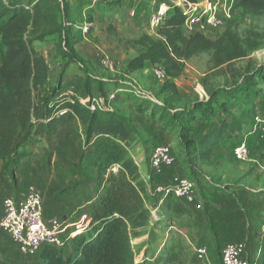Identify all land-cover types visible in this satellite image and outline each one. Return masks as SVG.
I'll return each mask as SVG.
<instances>
[{"label": "rangeland", "instance_id": "1", "mask_svg": "<svg viewBox=\"0 0 264 264\" xmlns=\"http://www.w3.org/2000/svg\"><path fill=\"white\" fill-rule=\"evenodd\" d=\"M63 1L68 3L65 27L85 70L64 58L59 26L43 19L29 27L31 46L48 64L56 86L53 116L62 122L53 136L40 137L21 152L14 176L0 161V220L6 196L22 199L35 187L46 219L58 215L79 222L101 191L88 160L96 136L87 141L80 120L64 115L66 102L80 96L76 87L87 72L106 89L108 100L100 99L99 105L126 115L137 129L127 151L147 181L152 221L133 238L135 264H223L222 251L234 242L246 244L244 258L250 264H264V9L245 7L243 0ZM161 6L167 15L154 26L151 18ZM191 9L195 12L185 14ZM173 10L177 17L187 16V33L201 31L216 44L185 57L152 59V46L167 45L159 31ZM214 15L217 24L208 25ZM2 50L0 36V58ZM219 130L224 132L221 139L211 147L202 144ZM241 140L250 147L243 159L234 155ZM160 144L170 146L176 162L157 173L150 149ZM178 176L195 184L190 214H175L155 192L157 185L172 184ZM215 210L230 216L220 237L207 229L208 215ZM94 233L91 229L85 237ZM81 237L61 247L66 257ZM200 248L207 253L201 256ZM0 258L6 264H42L39 253L22 255L1 227Z\"/></svg>", "mask_w": 264, "mask_h": 264}, {"label": "trees", "instance_id": "2", "mask_svg": "<svg viewBox=\"0 0 264 264\" xmlns=\"http://www.w3.org/2000/svg\"><path fill=\"white\" fill-rule=\"evenodd\" d=\"M241 3L248 8L264 9V0H243ZM67 14L68 3L63 0H12L10 4L0 0V36L6 48L1 51L0 58V161L13 176L21 152L35 145L40 137L53 136L56 125L62 122V117L53 116L54 105L51 104L57 95L56 86L51 84L48 64L31 46L33 37L27 36L29 27L38 26L43 19L59 26L65 47L64 58L85 70L70 39V31L65 27ZM168 15L170 17L159 31L167 45L152 46V59L171 54L185 57L207 51L216 44L201 31L187 33L185 14L177 17V10H173ZM76 90L81 97L73 95L66 102L64 115L80 120L87 141L96 136L88 160L96 170L98 186L102 189L89 202L90 226L77 234L83 237L73 254L66 257L68 253L65 255L61 247L45 245L38 252L40 259L42 264H135L133 238L152 221V212L146 205L147 181L140 177L139 165L127 151L137 134L136 126L126 115L97 104L102 98L108 100L102 81L86 72ZM214 94L210 91L211 100ZM81 98L90 100L83 104ZM223 134L222 130L214 131L202 144L211 147ZM157 146H152L150 151ZM172 197L178 201H173ZM165 199L175 214L191 213L190 204L184 199L174 195ZM229 218V214L215 210L214 214L208 215L207 229L220 237L227 231ZM91 229L95 230L94 235L85 237ZM261 248L260 260L263 262L264 243ZM0 264L6 263L0 258Z\"/></svg>", "mask_w": 264, "mask_h": 264}, {"label": "built area", "instance_id": "3", "mask_svg": "<svg viewBox=\"0 0 264 264\" xmlns=\"http://www.w3.org/2000/svg\"><path fill=\"white\" fill-rule=\"evenodd\" d=\"M167 12L168 9L161 6L159 11L151 18L152 25H159L164 20ZM194 12L191 9L185 14ZM194 21L193 19L192 22ZM217 21L216 15H214L213 19L211 17L208 19V25L210 23L216 25ZM186 22L188 23V19ZM201 26L204 28L205 24ZM157 73L159 76H163L161 71L158 70ZM89 100L80 99L83 104H86ZM97 104H99V100ZM92 107L94 108L95 105H92ZM234 154L239 159L247 157L249 154L247 143L242 141L238 144L234 148ZM175 162L176 158L169 145H159L152 152L151 165L157 173H161L164 167L173 166ZM113 169L116 170L117 168ZM155 192L164 197L174 195L184 199L189 204H193L197 197L195 184L190 178L184 176L175 177L172 184L157 185ZM89 226L90 217L87 214L79 222L62 220L58 215L46 219L41 192L35 187L30 188L26 197L22 199L9 195L3 200V215L0 220V227L9 235L18 250L27 256L36 255L45 245L63 247L69 239L88 230ZM246 247V244L242 242L227 244L222 251L223 264H250L244 258ZM206 253V248L199 249L201 256Z\"/></svg>", "mask_w": 264, "mask_h": 264}]
</instances>
